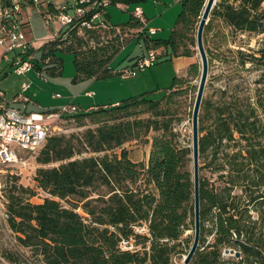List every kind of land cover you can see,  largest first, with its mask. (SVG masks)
Masks as SVG:
<instances>
[{"label": "trees", "instance_id": "trees-1", "mask_svg": "<svg viewBox=\"0 0 264 264\" xmlns=\"http://www.w3.org/2000/svg\"><path fill=\"white\" fill-rule=\"evenodd\" d=\"M110 1L116 5L122 0ZM205 2L182 0L167 39L151 36L134 14L122 26L107 23L106 7L101 19L105 27H63L42 46L41 59L50 64L57 50L72 52L74 81L120 74L110 63L126 44L121 36L125 32L136 33L134 39L154 51L157 59L193 57L188 45L196 44L192 33ZM44 9L55 8L49 3ZM215 20L225 29V42L229 35L264 33V0H216L203 32L209 64L222 45L208 44ZM102 31L120 32L102 40ZM226 50L236 60V71L247 63L264 69V46L252 53ZM46 71L55 75L61 68L58 64ZM187 73L197 76V63L190 64ZM262 79L264 70L256 84L264 83ZM187 83V78L176 76L161 99L144 93L65 115L86 128L80 134L50 135L40 149L38 164H58L39 167L35 173L38 188L50 197L34 204L29 188L13 182L9 190L7 222L18 243L30 248L41 264H173L172 257L184 251V243L189 249L193 235L182 236L187 230L194 234L192 150L176 130L182 120L177 101L186 94ZM239 86L236 82L230 92L225 85L216 101L202 98L200 238L189 264H264V89L255 88L252 101L251 94H238ZM134 141L150 143L147 163L129 158L124 146ZM68 198L76 201L71 207L60 202ZM136 227L146 232H136ZM130 237L137 250H120L121 239ZM223 248L238 251L239 258H223Z\"/></svg>", "mask_w": 264, "mask_h": 264}, {"label": "rangeland", "instance_id": "rangeland-1", "mask_svg": "<svg viewBox=\"0 0 264 264\" xmlns=\"http://www.w3.org/2000/svg\"><path fill=\"white\" fill-rule=\"evenodd\" d=\"M180 1L181 0H122L121 4L108 6L107 9L110 13L108 23L118 26L126 24L135 7L138 6L144 11L145 14L143 17L148 19L149 25L157 30L156 35L153 37L167 39L182 9ZM23 17L29 22L28 27L24 29L25 37L33 46V56L30 58V62L33 66L41 68V74L38 73L35 67H33L30 73L23 76H17L10 70H7L8 73L3 75V72L9 67L13 60L11 59L12 55H9L10 61L2 60L1 56L3 51L0 49V90L5 91L8 100H11L16 94H22L28 96L32 101L44 104L53 102L52 96L55 93H59L62 96L71 95L69 93L71 91H76L81 84V82L73 80L76 74L73 63V53L64 50H57L55 52L54 60L51 61L50 64H46L41 59L42 46L47 41L56 38L55 35L59 31L60 26L56 23H47L38 10L31 7L23 10ZM195 27L196 29L192 34L196 39L198 22ZM221 30L225 29L222 28L219 21L215 20L213 22V29L207 37L210 48H213L220 43H222V45L220 46L218 53H215V59L210 64L208 62V76L203 98H210L213 101H216L225 85H227V87L230 86V92H232L234 84L239 82L240 86L237 88L239 92L238 94L240 96L251 94V100L253 101L255 99V88L264 89V83H261L260 85L256 84L257 78L264 69H257L252 64L247 63L244 68L236 71V60L234 59L233 54L227 52L226 49L240 48L246 53H252L264 46V33H245L235 36L229 35L227 37V42H225L222 38ZM119 32L115 31V33L108 35L104 34L105 31H102V40H109L113 38L115 34H119ZM125 33L121 34L124 43L130 39L132 40L128 41L124 45V48L113 58L111 61V68L119 69L117 67L120 65H127L128 58L130 59L139 56L142 51L146 50L143 42L139 43L137 39H134L136 33H128L127 35H124ZM78 34L81 36L82 31H79ZM66 36L67 35H64V37ZM188 47L194 51L192 58L194 63H197L198 65V75L189 77L187 73L188 68L181 75L188 79V83L186 84V88H188L186 94L177 101L176 107H178L182 120L176 126V130L181 133L180 139L182 144L191 147V115L199 83L201 66L199 55L196 50V44L195 46L188 45ZM181 51L182 49H180V52ZM156 52L159 53V50ZM58 64L61 68L60 73L55 75L47 73L46 68ZM142 75L144 77L140 81H137ZM175 75L176 72L173 62L169 59L159 57L153 66L146 68L143 71H138L136 76L129 77L122 74H114L106 78L95 79L98 81L97 84L101 83L102 85L95 87L94 89L95 91L104 93L107 97H121L122 95H127V88L130 87L134 90L132 93L136 94H128V97H130V95H140L146 92L148 98L158 100L165 95L167 89L171 86ZM23 83H26L29 86L33 83L31 92L25 94L21 92ZM32 93L34 96H32ZM262 94H264V90H262ZM56 125L60 128V131H57L54 134H64L66 136H69L70 134H80L86 128V126H77L74 119H67L65 117L61 118ZM152 136H154V133L149 134V139H151ZM131 145L134 147L138 145V150L143 151L146 147V142L136 141ZM117 152H119V150H117ZM38 153L31 159L26 179H22L15 175H0V191L5 200H7L13 182L32 190L34 195L29 199L31 203H42L45 198L50 197L46 192L38 188L35 181V173L39 167H51L57 166L58 164L55 163L41 166L36 161ZM13 169L14 168H10L8 170ZM60 202L66 207H71L76 201L74 198H68ZM76 211L83 215L81 208H77ZM251 214L255 219L258 217L256 212H251ZM191 235H193V230H187L183 234L182 239ZM183 247L184 251L182 253L175 254L172 257L173 264H181L183 255L188 253L189 249L185 248V243L183 244ZM227 258L230 257L228 256L226 259ZM0 264H41L39 258L33 254L30 248L23 247L18 243L16 234L9 228L7 219H0Z\"/></svg>", "mask_w": 264, "mask_h": 264}, {"label": "built area", "instance_id": "built-area-1", "mask_svg": "<svg viewBox=\"0 0 264 264\" xmlns=\"http://www.w3.org/2000/svg\"><path fill=\"white\" fill-rule=\"evenodd\" d=\"M49 3L54 5V10L44 9ZM110 4V0H59L57 4L54 3V0H0V48L3 51L1 57L8 61L9 54H14L9 69L17 75H24L33 68L30 62V58L33 56V46L31 42L27 41L24 33V29L29 25L28 20L23 17L25 8L37 9L47 23H56L60 29L70 28L75 23L95 28L105 27L101 21L102 12ZM133 14L145 24L143 11L139 7L134 9ZM156 32L157 30L154 28L148 29V33L151 35ZM156 60L155 52L148 51L133 67L119 70V72L125 76H134L138 71L153 66ZM28 86L23 83L22 90H26ZM78 110L76 105L70 103L57 110L22 113L8 106L5 101H0V175H15L26 179L31 159L44 146L48 136L60 131L56 123L65 115ZM10 168L14 169L8 170ZM6 205L7 201L0 191V219H8ZM135 230L140 233L146 232L144 227H136ZM119 248L131 252L137 250L132 237L122 238ZM236 252L238 251L231 248H223L221 256L225 259L228 256L239 258L240 253L237 257ZM185 256L183 255L181 264H185Z\"/></svg>", "mask_w": 264, "mask_h": 264}, {"label": "crops", "instance_id": "crops-1", "mask_svg": "<svg viewBox=\"0 0 264 264\" xmlns=\"http://www.w3.org/2000/svg\"><path fill=\"white\" fill-rule=\"evenodd\" d=\"M58 2H59V0H54L55 4H57ZM118 4H121V3H117L116 5H118ZM136 7H138V6H136ZM105 11H106L105 13L107 14V17H108V18L105 17V19L107 18L106 22L108 23V19L110 18V13H109L108 9ZM144 14L145 13L143 11V15ZM143 19L145 21L144 26L147 29L154 28V27H151L149 25L148 19H145L144 17H143ZM102 20H104L103 19V13H102ZM156 33L153 35H151V34L150 35L154 36V35H156ZM130 40H132V39H130ZM130 40H128V41H130ZM147 52H148L147 50H144V51H142L141 55L136 56L134 58H130V59L128 58L127 59V61H128L127 65H120L119 67H117L119 69H116V70H122V69H127V68L133 67L140 58L144 57L147 54ZM9 55H12L11 59L13 60L14 54L10 53ZM1 59H2V57H1ZM9 59H10V56H9ZM169 60H171L174 64V68H175V72H176L175 77L181 76L186 71L188 66L190 64L194 63V60L192 57H184V56L170 57ZM8 61H10V60H8ZM10 66H11V64L9 65V67H7V69H5V71L3 72L4 73L3 75H6L8 73V71L10 70L9 69ZM33 67H35L36 70L38 71V73L41 74V68L40 67H36V66H33ZM110 67H111V63H110ZM31 71H32V69L27 73H30ZM26 74H24V75H26ZM15 75H17V74H15ZM136 75H137V73H136ZM136 75H134V76H136ZM17 76H23V75H17ZM129 77H133V76H129ZM143 77H144L143 75L140 76V78L137 81H140ZM73 80H74V78H73ZM77 81L81 82V84L78 86L76 91H73V92L71 91L69 93L71 95L62 96L59 93H55L52 96L53 102H49L46 104L41 103V102H37V101H32V99H30L28 96L22 95V94H16L11 100H8L5 91H2V90H0V94H2V96H0V101H5V103L8 106L18 110L19 112L30 113V112H41V111H45V110H57V109L61 108L62 106L70 104V103L76 105L79 110H91V109L97 108L98 106H107L110 104H118L122 100H125V99L130 98V97L138 96V94H137V95H130V97H128V94H136V93H132L134 90L129 87V88H127L128 89V91L126 92L127 95H122L121 97H112V96L107 97L104 93H102L100 91H95V89H94L95 87H99L102 85L101 83L97 84L98 83L97 80H95V79H81V80H77ZM32 88H33V83L30 86H28V88L24 91L21 88V92H23L24 94L31 92ZM142 90H144V89H142ZM135 92H137V91H135ZM89 93H92V94L90 95ZM57 94H59L60 96L59 97L56 96ZM142 94H144V93H142ZM32 96H34L33 93H32ZM125 96H127V97H125ZM132 143L133 142H129V143L125 144V146H124L126 148V150L128 151L129 158L134 162L143 161V162L147 163V160L149 157V151H150V143L146 144V147L143 149V151L138 150V145L135 147L133 145H131ZM134 149H136V150H134ZM22 179H25V178H22Z\"/></svg>", "mask_w": 264, "mask_h": 264}, {"label": "water", "instance_id": "water-1", "mask_svg": "<svg viewBox=\"0 0 264 264\" xmlns=\"http://www.w3.org/2000/svg\"><path fill=\"white\" fill-rule=\"evenodd\" d=\"M216 0H206L204 10L200 16L196 31V50L200 59L201 72L195 101L191 115V150H192V176H193V207H194V234L192 244L184 258V263L189 264L199 246L200 238V197H199V134L198 116L208 76V56L204 47L203 32L209 21L211 10ZM239 256V252H236Z\"/></svg>", "mask_w": 264, "mask_h": 264}]
</instances>
